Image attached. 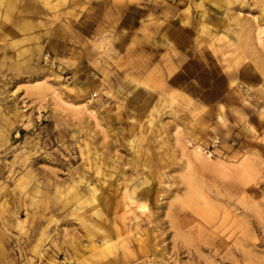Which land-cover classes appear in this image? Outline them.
I'll return each mask as SVG.
<instances>
[{
  "label": "rangeland",
  "instance_id": "1",
  "mask_svg": "<svg viewBox=\"0 0 264 264\" xmlns=\"http://www.w3.org/2000/svg\"><path fill=\"white\" fill-rule=\"evenodd\" d=\"M149 1L0 0V264H264V0L229 86Z\"/></svg>",
  "mask_w": 264,
  "mask_h": 264
},
{
  "label": "crops",
  "instance_id": "2",
  "mask_svg": "<svg viewBox=\"0 0 264 264\" xmlns=\"http://www.w3.org/2000/svg\"><path fill=\"white\" fill-rule=\"evenodd\" d=\"M216 0H150L145 18L164 23L167 37L191 36V42L213 75H223L229 86L230 71L244 58L243 29L235 20L214 11ZM216 70V71H215Z\"/></svg>",
  "mask_w": 264,
  "mask_h": 264
},
{
  "label": "bare ground",
  "instance_id": "3",
  "mask_svg": "<svg viewBox=\"0 0 264 264\" xmlns=\"http://www.w3.org/2000/svg\"><path fill=\"white\" fill-rule=\"evenodd\" d=\"M253 17L255 18V16H253ZM219 119H221V116L220 115H219ZM247 129H248L249 132H252L253 131L252 128L249 127V126H248ZM199 155H201L200 151L199 150H196L195 151V155H194L193 158L196 159V160H198V161H200ZM191 163H192V160H188L187 166L190 167L191 166ZM244 170H245V164L240 165L239 171L242 172ZM192 180L193 179L190 176L187 178V182L190 185V187H192L198 194H203L202 187L200 185H197V184H192ZM193 183H194V181H193ZM89 188L93 192L94 188H93V185L90 182H89ZM92 197H94V199L97 200V202L100 201L99 197L97 196V194L95 192H93ZM127 199L132 204H135L136 203V205L138 206V208L141 209V210H145L148 207L147 202L146 201H142L141 198H139L136 195H128L127 196ZM93 212L98 213V211L96 209H93ZM108 241H109L108 238H105V245L104 246H106V248H109L108 245H107L108 244Z\"/></svg>",
  "mask_w": 264,
  "mask_h": 264
}]
</instances>
